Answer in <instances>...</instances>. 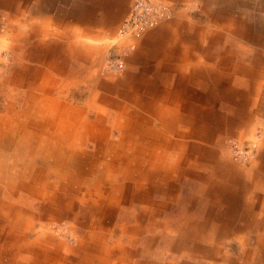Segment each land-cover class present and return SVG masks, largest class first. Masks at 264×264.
Masks as SVG:
<instances>
[{
	"label": "crops",
	"instance_id": "1",
	"mask_svg": "<svg viewBox=\"0 0 264 264\" xmlns=\"http://www.w3.org/2000/svg\"><path fill=\"white\" fill-rule=\"evenodd\" d=\"M61 1H71V6L55 9L50 26L68 28L60 38L31 14L42 12L41 0H0L5 19L0 50L5 47L11 60L1 68L7 73V88L20 90L23 97L22 110H12L21 96L12 91L6 106L13 115L0 114V189L4 184L21 193L13 196L21 202L13 206L16 214H12L19 221L7 223L13 231L0 244V264H129V260L151 264L134 260V252L122 247V239L127 234L125 244L135 246L145 228L141 211L152 218L164 212L174 198L177 178L194 181L200 188L203 219L189 222L191 243L180 239L172 250L192 253L190 245L200 244L208 219L220 223L213 233L224 237H241L249 229L247 219H252L256 237L252 247H246L245 258L255 255L256 264L264 261V197L257 200L258 195H253L257 186L264 192V146L258 167L247 171L228 162L226 153L219 158L214 148L206 147L209 139L224 133L243 135L256 122L264 124L260 30L252 31V23L229 16L217 2L208 13L217 30L188 22L178 34V24H160L143 35L127 58L124 78L117 83L95 78L100 91L82 106L69 87L80 71L90 72V61L102 60L103 51L95 55L98 47L80 44L77 34L100 37L120 0ZM210 2L207 6L213 5ZM260 22L264 25V20ZM45 34L55 36L52 43L41 38ZM242 41L260 51L251 57L243 52ZM237 45L240 51L234 49ZM69 55L83 64L67 68ZM195 157L199 163L194 166L199 168L181 167ZM254 175L255 181L249 178ZM153 194L160 200H153ZM3 209L0 206V217ZM125 210L132 213L131 226L123 222ZM62 220L73 230L74 248L61 239L54 241L45 230L49 223ZM243 220L248 225H242ZM115 229L120 231L117 237ZM44 233L50 236L46 239ZM242 242L247 244L248 239ZM214 248L202 244L196 250L206 257Z\"/></svg>",
	"mask_w": 264,
	"mask_h": 264
},
{
	"label": "rangeland",
	"instance_id": "2",
	"mask_svg": "<svg viewBox=\"0 0 264 264\" xmlns=\"http://www.w3.org/2000/svg\"><path fill=\"white\" fill-rule=\"evenodd\" d=\"M42 1V12L38 13H32V15H36L40 22L47 24V29L54 33H59V37L61 38V35L63 31L67 30L68 28H55L50 27L52 26V19L54 12H56L55 9L64 10L67 7L71 6L70 2H63L60 0H41ZM50 1V4L48 2ZM132 0H120V4L117 5V10L113 11L115 12V18L110 19V23L107 24V26L101 31V36L97 38H93L90 36H87L86 34H77L76 39L81 42H86L87 44H91L92 46H97V50H95V55L98 56L99 53H101V50L103 51V58L100 61L99 59H93L90 61V63L87 65V67L90 68V72L88 71H80L79 77L76 81V83L69 87L71 92L73 93L75 99L79 100L78 105H84L86 104V100L90 97V95L100 90L96 87V85L93 83L95 78H100L102 81H105L107 83H117V81H121V79L124 78L126 71L128 69L126 60L127 58H130L132 54L136 51V46H138L142 40L143 35L148 32L151 28L153 29L156 26L163 25H169V24H178L179 33L182 34L183 30L187 28L185 24L191 23L195 24V26H199L200 23L202 24H208V28L212 30H217L215 24L210 23V17L208 16V13L215 10L216 2L219 3L220 6H223L224 11H227L229 13V16H233L238 18L239 20L242 18V20H246L250 23H252L251 28L252 31L255 28H258L260 31L258 32L259 35H263L264 37V25L261 24L260 21L264 20V0H211L213 2V5L207 6V0H156L162 3L166 8V15L158 21L156 25L151 27L149 30H147L144 34L138 37H125L124 39H117L116 33L118 29V25L120 23V20L122 17L126 14L128 7L130 5ZM47 2V3H46ZM210 2V3H212ZM60 5V7H59ZM51 7L48 11H43L44 7ZM208 8V9H207ZM66 11V10H65ZM225 13V12H224ZM31 17V16H30ZM49 19V20H48ZM259 22H256V21ZM5 21L3 17V12L0 10V28L1 25H3V22ZM45 21V22H44ZM196 23H192V22ZM213 25V26H210ZM241 25V24H240ZM177 27L171 28V30L175 29ZM59 29V31H58ZM70 29V28H69ZM151 29V30H152ZM226 33V29L223 31ZM177 33V32H176ZM54 35L48 36L46 38V34L43 38L47 42L52 43L54 40ZM103 37V38H102ZM239 38V37H238ZM75 39V40H76ZM233 39H235L233 37ZM239 40V39H238ZM80 43V44H81ZM243 46V52L248 51L249 55L252 57L253 53L259 52V48L252 46L251 44L244 43L243 41L240 42ZM100 45V46H99ZM240 45V44H239ZM237 45V48L234 47L236 51H240V47ZM223 49H227V45L223 44ZM5 48V47H4ZM0 50V82H5V76H7L4 73V70L2 68H6V63L11 62L10 55L7 49ZM242 52V49H241ZM243 52L241 53V56L243 55ZM113 53H119L122 56L123 66L117 70V71H110L106 68V62L108 57ZM7 59L9 60H6ZM67 61V68H78L83 64V60L81 59H74L73 55H69V57L65 58ZM6 60V62H5ZM61 59L59 58V61ZM8 61V62H7ZM5 63V64H4ZM81 64V65H80ZM17 65V64H16ZM13 68H15V66ZM2 67V68H1ZM12 69V68H10ZM9 69V70H10ZM9 74V73H8ZM3 85L0 88V100L4 106H0V114H10L11 111L7 109V104L12 99V91H14L15 94H19V105H16L12 107V110L20 111L23 108L22 105V93L20 90H9L7 86L10 85L5 83H0ZM5 100V101H4ZM13 117H17V119H21V117L18 116V114ZM192 143V142H191ZM205 143V142H204ZM204 151L207 148L215 149L216 156L217 157H223L224 153L227 154V160L228 162H232L238 166L244 171L245 169H255V167H258L259 163L262 159V151L264 146V124L262 122H256L253 124V126H250L248 130L243 135H232L228 133H224L223 136H219L217 138H213L212 140L207 141V146L205 147V144L200 143ZM200 148V147H199ZM213 149V150H214ZM244 149L245 151L251 150L252 155H249L246 160L238 159L234 154L235 151ZM201 151V148H200ZM209 151V150H207ZM173 157V156H172ZM201 158V155H200ZM205 162V158L203 159ZM199 163V158H194L193 162L190 163V165H187V161L185 163H182L184 166H181L182 168H187L186 171H193L191 168H199L194 166V164ZM247 171V170H245ZM252 180H257L252 176H249ZM176 190L174 198L171 202H167L169 206L167 209L159 213L156 217L152 218L150 217L147 212L144 213L141 211V213L144 216L145 223L144 229H141V232L143 236L141 238L139 237L135 241V246L130 247L125 244L127 239H129V236L126 235L122 239L123 246L125 250H131L134 252L133 259L134 260H145L150 262L151 264H180L182 263H189V264H221V258L225 260L229 259H235L238 262H242L244 260H249L251 264H256L257 260L255 259V255L250 258H245L246 253V247L248 246L251 248V242L253 243L255 240V235L251 231H253V228L251 226L254 224V221L252 219H247V221L250 223L249 229L250 231H247L249 229H245L243 231L242 236L240 237L239 234H233L224 237L222 234L213 233L214 230L219 228L215 226L216 224H220L215 222L212 219H208V227L207 232L201 236L200 244L199 245H190L192 248L190 253L189 251H185L184 254L182 252H177L175 250H172L177 247V243H180V239H184L185 243H191V237L190 231H189V222L190 221H199L200 219H203L202 217V208L199 206L201 204V194L199 191V187L196 186L194 181L191 180H185L180 179L176 180ZM253 181V182H254ZM17 188H11L7 189L4 184H2V189H0V206H3V214L0 217V244L1 242L7 241L9 238L8 231H13V228H9L7 226V223H11L12 225L19 221L16 219V216H13L16 214V209L13 206H21V202H15L17 198L13 199V196L15 194H21L20 192H17ZM257 194L258 199L260 200L264 197V192L262 189H260L258 186L257 188H253V195ZM157 194L152 195L153 200H160ZM161 198V197H160ZM162 199V198H161ZM4 201V202H2ZM162 201V200H161ZM256 206L255 208H257ZM9 210L10 213H7ZM136 210L138 212V208L136 207ZM13 214V215H12ZM131 211L125 210L124 212V224H128L129 226L133 225L135 222L133 218H131ZM128 217V218H125ZM153 219V221H152ZM152 221V226L146 227L147 223L150 225ZM246 220L240 221L242 225H248V222ZM187 224V225H186ZM39 226V225H38ZM164 226V227H162ZM44 227V226H43ZM48 230L49 234H52L54 236V241H59L61 239L63 241V244L74 248L76 246V239L73 235V230L71 226L67 223H65L64 220L60 222H51L48 225H46V229ZM264 230V228H263ZM116 231V232H115ZM115 237H117V233L120 232L118 229H115ZM257 232V231H256ZM262 232V230H260ZM46 233V232H45ZM45 233L41 236L45 237L46 239L50 236L45 235ZM220 234V235H219ZM263 233H260L262 235ZM223 236V237H222ZM33 236H31L32 238ZM40 237V236H39ZM152 239V242L147 247V241ZM247 244L243 243L242 241H247ZM244 245H243V244ZM208 246L216 247L215 250H208L211 254L209 256L203 257L204 252H200L199 250H196V248L200 246ZM189 245V244H188ZM49 246V245H48ZM251 246V247H250ZM253 252V250H252ZM251 252V253H252ZM136 253V255H135ZM202 255V256H201ZM255 257V258H254ZM28 259V258H27ZM31 259V258H29ZM133 260V261H134ZM217 260H219L217 262ZM129 264L132 263V260H129ZM117 264V263H116ZM247 264V263H246ZM258 264H264L263 260L258 261Z\"/></svg>",
	"mask_w": 264,
	"mask_h": 264
},
{
	"label": "built area",
	"instance_id": "3",
	"mask_svg": "<svg viewBox=\"0 0 264 264\" xmlns=\"http://www.w3.org/2000/svg\"><path fill=\"white\" fill-rule=\"evenodd\" d=\"M156 0H132L126 14L120 20L116 37H138L156 25L166 15V8ZM123 66L122 56L119 53L111 54L106 62V68L117 71ZM238 159L246 160L252 155L251 150L240 149L234 154Z\"/></svg>",
	"mask_w": 264,
	"mask_h": 264
},
{
	"label": "bare ground",
	"instance_id": "4",
	"mask_svg": "<svg viewBox=\"0 0 264 264\" xmlns=\"http://www.w3.org/2000/svg\"><path fill=\"white\" fill-rule=\"evenodd\" d=\"M19 2V1H18ZM16 70V69H15ZM19 70V69H18ZM17 71V70H16ZM46 108V107H45Z\"/></svg>",
	"mask_w": 264,
	"mask_h": 264
}]
</instances>
